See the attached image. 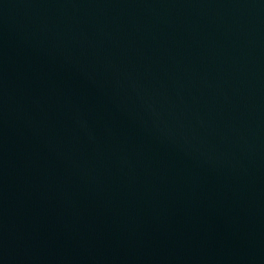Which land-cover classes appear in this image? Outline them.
<instances>
[{"label":"water","instance_id":"water-1","mask_svg":"<svg viewBox=\"0 0 264 264\" xmlns=\"http://www.w3.org/2000/svg\"><path fill=\"white\" fill-rule=\"evenodd\" d=\"M0 264H264V0H0Z\"/></svg>","mask_w":264,"mask_h":264}]
</instances>
